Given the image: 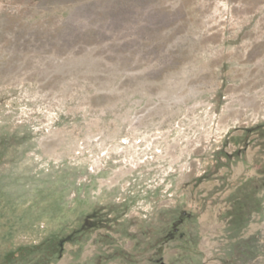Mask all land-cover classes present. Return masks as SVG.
I'll return each mask as SVG.
<instances>
[{
	"label": "rangeland",
	"instance_id": "obj_1",
	"mask_svg": "<svg viewBox=\"0 0 264 264\" xmlns=\"http://www.w3.org/2000/svg\"><path fill=\"white\" fill-rule=\"evenodd\" d=\"M51 236L264 264V0H0V260Z\"/></svg>",
	"mask_w": 264,
	"mask_h": 264
},
{
	"label": "trees",
	"instance_id": "obj_2",
	"mask_svg": "<svg viewBox=\"0 0 264 264\" xmlns=\"http://www.w3.org/2000/svg\"><path fill=\"white\" fill-rule=\"evenodd\" d=\"M87 227L88 225H85L84 229ZM65 241V238L51 236L38 245L20 246L6 253L0 260V264H15L12 263V260H17L16 264H46V262H43L46 258L49 260L53 259V255H55L54 258L56 259L60 257L62 246ZM43 246H47L48 251L46 250L47 252L41 255L37 254L39 249H42Z\"/></svg>",
	"mask_w": 264,
	"mask_h": 264
}]
</instances>
